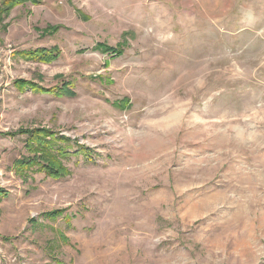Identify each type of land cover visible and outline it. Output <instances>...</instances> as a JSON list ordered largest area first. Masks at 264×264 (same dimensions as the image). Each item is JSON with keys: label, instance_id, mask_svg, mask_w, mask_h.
Wrapping results in <instances>:
<instances>
[{"label": "rangeland", "instance_id": "1", "mask_svg": "<svg viewBox=\"0 0 264 264\" xmlns=\"http://www.w3.org/2000/svg\"><path fill=\"white\" fill-rule=\"evenodd\" d=\"M3 15L0 264H264V0H23ZM36 127L70 139L66 176L16 173L19 131Z\"/></svg>", "mask_w": 264, "mask_h": 264}, {"label": "trees", "instance_id": "2", "mask_svg": "<svg viewBox=\"0 0 264 264\" xmlns=\"http://www.w3.org/2000/svg\"><path fill=\"white\" fill-rule=\"evenodd\" d=\"M23 0H2V6L0 8V17L10 15L11 9L17 4L21 3ZM34 3H39L40 0H33ZM106 47V46H105ZM106 51L110 53L117 54V51L113 48H106ZM30 56H36L37 59H42L43 61H54L60 55V50L56 47L48 50L42 48L36 51L29 52ZM20 87H30L32 90H41L45 93H54L56 95H74V92L69 89L67 84H64L60 88H42L41 86L35 84L34 82L19 80ZM121 101H118L120 104ZM17 133V132H16ZM16 133H5L4 135L14 136ZM21 135L28 136L26 142V149L29 153L28 155L16 160L14 169L16 173L23 175L30 169H37L44 172L48 177L57 179L66 176L68 173V168L61 162V158H69L68 150L63 147L61 142H69V138L66 136H56L51 130L45 127H36L31 129H26L19 131ZM62 156V157H61ZM0 196L7 197L8 193L0 189ZM63 213V210L50 211L44 214L45 217L49 219H56L59 215Z\"/></svg>", "mask_w": 264, "mask_h": 264}, {"label": "built area", "instance_id": "3", "mask_svg": "<svg viewBox=\"0 0 264 264\" xmlns=\"http://www.w3.org/2000/svg\"><path fill=\"white\" fill-rule=\"evenodd\" d=\"M4 174L5 172L0 168V187H5L7 185V180Z\"/></svg>", "mask_w": 264, "mask_h": 264}]
</instances>
